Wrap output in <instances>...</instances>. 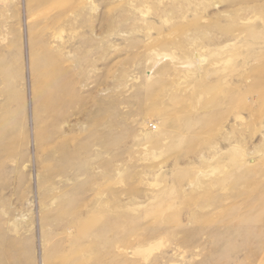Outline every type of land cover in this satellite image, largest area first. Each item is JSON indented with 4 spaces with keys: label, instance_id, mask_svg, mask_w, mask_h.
Segmentation results:
<instances>
[{
    "label": "rangeland",
    "instance_id": "374dc122",
    "mask_svg": "<svg viewBox=\"0 0 264 264\" xmlns=\"http://www.w3.org/2000/svg\"><path fill=\"white\" fill-rule=\"evenodd\" d=\"M0 264H264V0H0Z\"/></svg>",
    "mask_w": 264,
    "mask_h": 264
},
{
    "label": "built area",
    "instance_id": "2783aa9c",
    "mask_svg": "<svg viewBox=\"0 0 264 264\" xmlns=\"http://www.w3.org/2000/svg\"><path fill=\"white\" fill-rule=\"evenodd\" d=\"M150 126L152 127V129L156 128L155 123L154 124H151Z\"/></svg>",
    "mask_w": 264,
    "mask_h": 264
},
{
    "label": "bare ground",
    "instance_id": "6f19581e",
    "mask_svg": "<svg viewBox=\"0 0 264 264\" xmlns=\"http://www.w3.org/2000/svg\"><path fill=\"white\" fill-rule=\"evenodd\" d=\"M151 127V126H150ZM152 128V127H151Z\"/></svg>",
    "mask_w": 264,
    "mask_h": 264
}]
</instances>
